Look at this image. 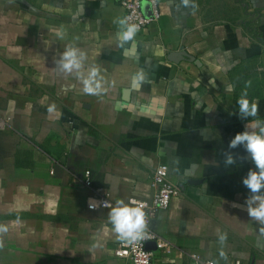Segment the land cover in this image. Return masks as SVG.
Instances as JSON below:
<instances>
[{"label":"crops","instance_id":"1","mask_svg":"<svg viewBox=\"0 0 264 264\" xmlns=\"http://www.w3.org/2000/svg\"><path fill=\"white\" fill-rule=\"evenodd\" d=\"M120 2L0 0V118L11 127L0 131V264H129L114 256L110 209L87 208L94 191L82 180L89 172L114 204L149 200L159 165L182 196L151 221L175 247L155 264H192L189 252L264 264V225L250 219L242 184L255 165L228 148L247 123L236 103L246 81L264 120V0H157L160 19L123 46ZM69 43L100 68L101 95L58 70Z\"/></svg>","mask_w":264,"mask_h":264},{"label":"clouds","instance_id":"2","mask_svg":"<svg viewBox=\"0 0 264 264\" xmlns=\"http://www.w3.org/2000/svg\"><path fill=\"white\" fill-rule=\"evenodd\" d=\"M183 2L187 5L188 0H183ZM129 19L125 17L115 21L120 27L117 39L121 46L129 42L134 44L135 36L140 31V25L129 23ZM65 35L66 32L63 28L56 30L58 39L63 40ZM87 60L88 56L84 50L69 43L65 46L64 51L60 53L56 64L59 71L76 76L82 84V92L84 94L99 96L105 90L104 77L101 75L100 68L97 65H91L86 68ZM251 85V81L245 82L244 90L236 101L239 118L246 120L247 123L244 131L235 134L234 138L230 140L228 148L243 147L255 165V169H249L246 176L242 178V184L249 190L245 206L250 219L260 225H264V120L256 119L259 113V102L248 98L247 89ZM227 90L231 91L232 86L229 85ZM47 111L49 113L55 112L56 105L54 103L49 105ZM222 155L225 167L233 166L237 163L238 157L234 156L232 152L225 151ZM233 206L244 207L237 204H233ZM89 207L95 209L98 204L90 198ZM103 207H109L108 221L121 243L133 245L145 238L146 220L144 207L135 199H129L128 202L120 199L116 201L114 206L104 202ZM8 230L7 225L0 224V248L3 247V236ZM218 241L223 248L227 242V233H220ZM222 248L220 256L226 259Z\"/></svg>","mask_w":264,"mask_h":264},{"label":"built area","instance_id":"3","mask_svg":"<svg viewBox=\"0 0 264 264\" xmlns=\"http://www.w3.org/2000/svg\"><path fill=\"white\" fill-rule=\"evenodd\" d=\"M120 3L124 11V18H130L129 23L140 25V31L138 33L144 32L150 24L160 19L157 0H151V14L149 16H145L142 12V0H121ZM10 128L8 122L0 118V131ZM151 182L153 195L149 200L131 198L135 199L144 207L146 236L143 240L133 245H126L119 242L114 252L117 260H123L129 264H155L157 254L167 255L175 248L167 238L155 233L151 229L150 224L157 212L168 209L173 198L182 196V190L179 185L170 179L169 167L167 165H159L153 170ZM82 183L86 188L93 189L94 196L92 200L98 204V207L92 209L89 207L88 201L87 208L90 211L109 209V207H103L104 202H108L111 206L115 205L110 192L105 187L93 188L92 176L89 172L84 174ZM149 244H154L155 249H149ZM187 256L192 264H216L212 260L202 258L195 252H189ZM235 264L241 263L235 262Z\"/></svg>","mask_w":264,"mask_h":264},{"label":"water","instance_id":"4","mask_svg":"<svg viewBox=\"0 0 264 264\" xmlns=\"http://www.w3.org/2000/svg\"><path fill=\"white\" fill-rule=\"evenodd\" d=\"M148 248H149V249H155V246H154V244H149V245H148Z\"/></svg>","mask_w":264,"mask_h":264}]
</instances>
